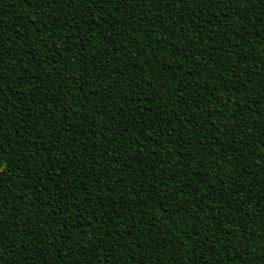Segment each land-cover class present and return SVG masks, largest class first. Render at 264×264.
<instances>
[{"label":"trees","instance_id":"1","mask_svg":"<svg viewBox=\"0 0 264 264\" xmlns=\"http://www.w3.org/2000/svg\"><path fill=\"white\" fill-rule=\"evenodd\" d=\"M0 264H264V0H0Z\"/></svg>","mask_w":264,"mask_h":264}]
</instances>
